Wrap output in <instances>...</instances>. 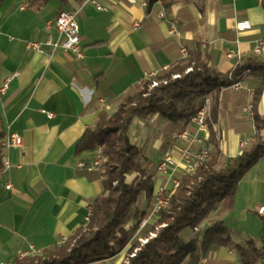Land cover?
<instances>
[{"label": "crops", "instance_id": "1", "mask_svg": "<svg viewBox=\"0 0 264 264\" xmlns=\"http://www.w3.org/2000/svg\"><path fill=\"white\" fill-rule=\"evenodd\" d=\"M97 1L103 10L85 0L65 5L58 0L46 5L4 0L0 7V87L14 76L0 95L1 143L9 133L24 139L22 148L4 151L10 167L0 168V264H13L19 252L41 253L87 224L92 202L104 191L103 177L100 168L88 171L80 165L92 166L101 154L99 149L76 153L75 147L100 113L114 112L146 75L183 59L182 49H200L209 56V64L225 74L254 55L256 41L264 38V0H167L172 2L167 12L163 0L149 12L143 0ZM62 11L77 12L83 60L49 46L42 53L27 49L29 42L57 38L55 22ZM173 26L176 34L170 33ZM257 86L247 77L240 88L228 87L219 94L214 129L224 159L239 155L256 134L252 100ZM208 97L211 116L214 98ZM259 114L264 121V92ZM187 126L158 115L134 121L131 142L145 149L155 166L153 175L174 135ZM208 133L210 137L209 128ZM152 147L157 157L148 156ZM137 176H128L127 182ZM153 182V201L143 194L136 205L147 213V225L157 221L153 203L158 188L171 186L160 175ZM262 207L264 160L241 181L232 207L219 206L208 220L207 225L214 220L227 224L232 245L208 251L202 264H240L236 246L263 234ZM187 236L193 238L195 232ZM124 255L94 264H121Z\"/></svg>", "mask_w": 264, "mask_h": 264}, {"label": "trees", "instance_id": "2", "mask_svg": "<svg viewBox=\"0 0 264 264\" xmlns=\"http://www.w3.org/2000/svg\"><path fill=\"white\" fill-rule=\"evenodd\" d=\"M50 1L30 0V3L46 5ZM58 1L65 5L70 0ZM158 1L147 0V11ZM3 2L0 0V7ZM163 2L167 12L172 2ZM209 61V56L200 49L188 51L183 59L134 86L114 112L99 114L75 147L76 153L101 149L103 155L100 169L104 191L92 202L87 224L60 244L16 258L13 264H94L115 258L127 247L125 264H199L208 251L232 245L230 228L222 220L206 223L204 231L195 229L208 221L219 206L230 209L241 181L264 160L261 137L264 121L259 114L264 92V57L254 54L241 59L225 74L213 68ZM247 77L258 83L252 100L256 134L239 155L224 159L214 129L219 94ZM209 95L214 98L207 120L208 144L212 147L209 157L194 174L182 177L168 206L157 214V221L141 229L135 241V234L147 216L136 205L143 194L149 202L153 201L155 166L145 157V149L131 142L134 121L158 115L162 120L187 124ZM3 138L0 133V159ZM135 173L138 176L128 183L127 177ZM131 221L134 224L127 229ZM262 221L263 234L259 240L250 239L245 245L236 246L240 264H264V218ZM187 229L195 232V237L183 239L181 234ZM142 240L146 242L143 244Z\"/></svg>", "mask_w": 264, "mask_h": 264}, {"label": "built area", "instance_id": "3", "mask_svg": "<svg viewBox=\"0 0 264 264\" xmlns=\"http://www.w3.org/2000/svg\"><path fill=\"white\" fill-rule=\"evenodd\" d=\"M86 2L98 5L97 0H85ZM132 4L137 3L139 0H127ZM147 0H143V4ZM99 10H103L102 6L98 5ZM57 30V38L50 37L45 43L29 42L27 49L35 53L44 52V47L49 46L54 50L60 49L64 52L72 53L76 59L83 60L84 53L81 46L80 27L77 19V12L74 11H62L58 15L55 22ZM238 29H242V24L238 25ZM176 34V27L173 26L170 32ZM254 54L264 57V38L257 40L253 47ZM182 53L187 56V51L182 49ZM154 74L146 75L145 77L154 76ZM14 76L8 78L0 87V95L6 93L9 88V83ZM178 76H176L177 78ZM238 83L235 88H240ZM156 85V84H154ZM211 98L205 97L199 106L196 113L190 118L188 126L178 132L173 137V145L165 152V154L156 163V174L152 176L153 180L156 175H160L166 178L170 182L171 186L167 187L162 185L158 188L155 201L153 203V211L158 214L161 210L165 209L170 201V197L175 189L179 186L183 176L191 175L196 172L201 163H203L210 155L212 147L207 143L209 139L207 120L210 116ZM48 118H52L54 115L46 113ZM194 128V129H192ZM201 134H205L204 136ZM3 147V153L0 160V168L3 166L5 169L10 167L9 160L4 153L6 149L10 148H22L24 145V139L17 133H9L5 140L1 143ZM245 143L244 145H246ZM101 160L95 162L92 166L86 167L85 164H81L82 168H86L88 171H94L99 169L103 161V155L101 149ZM7 188L10 189L11 185L8 184ZM259 214L264 215V207L259 209ZM147 225V221L143 220L140 224V230ZM206 224L203 223L195 229L199 232ZM144 243L146 242L143 241ZM38 254L35 252H19L17 258L21 259L29 255ZM202 264V261L199 263Z\"/></svg>", "mask_w": 264, "mask_h": 264}, {"label": "rangeland", "instance_id": "4", "mask_svg": "<svg viewBox=\"0 0 264 264\" xmlns=\"http://www.w3.org/2000/svg\"><path fill=\"white\" fill-rule=\"evenodd\" d=\"M208 221H205L204 223L206 224ZM134 224V222L133 221H131L129 224H127V226H126V228L127 229H129L132 225ZM139 231H140V227H139V230L136 232V234H135V237H134V240L136 241L137 240V238L139 237ZM188 233H191V231H190V229H187V230H185L182 234H181V237L183 238V239H185V240H189V237L187 236V234ZM143 241H145V240H142V243L144 244V242ZM128 248L129 247H127L123 252L125 253V255H124V258H123V260H122V262H121V264H125V262L127 263V250H128ZM122 252V253H123ZM136 252V251H135Z\"/></svg>", "mask_w": 264, "mask_h": 264}, {"label": "bare ground", "instance_id": "5", "mask_svg": "<svg viewBox=\"0 0 264 264\" xmlns=\"http://www.w3.org/2000/svg\"><path fill=\"white\" fill-rule=\"evenodd\" d=\"M148 156H150V157H157V156H158V152H157V150H156L154 147H152V148L149 150V152H148Z\"/></svg>", "mask_w": 264, "mask_h": 264}]
</instances>
